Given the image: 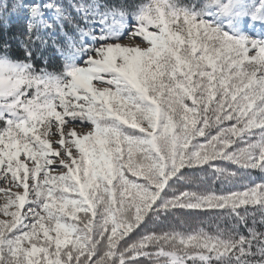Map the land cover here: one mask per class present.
<instances>
[{
  "label": "snow or ice",
  "instance_id": "1",
  "mask_svg": "<svg viewBox=\"0 0 264 264\" xmlns=\"http://www.w3.org/2000/svg\"><path fill=\"white\" fill-rule=\"evenodd\" d=\"M71 8L83 26L56 0L0 4L24 21L20 57L0 37V264H264V180L169 195L182 169L237 175L216 161L264 177V0ZM177 209L231 224L132 240Z\"/></svg>",
  "mask_w": 264,
  "mask_h": 264
},
{
  "label": "trees",
  "instance_id": "2",
  "mask_svg": "<svg viewBox=\"0 0 264 264\" xmlns=\"http://www.w3.org/2000/svg\"><path fill=\"white\" fill-rule=\"evenodd\" d=\"M13 2L14 0H0V4L6 3L9 6ZM56 2L63 5L79 22L71 5L74 3L89 2V0H56ZM106 2L116 5H133L138 3L139 0H106ZM183 2L189 3L192 2V0H183ZM23 26V19L15 15H3L2 10H0V37L7 36L11 38L10 42L13 45L12 51L17 57H20L22 49H20L15 37L20 36L23 31ZM65 29L70 31L68 25H65ZM57 30L59 31V29ZM36 63L38 68L45 66L42 62ZM62 66L60 58L54 57L47 65V70L50 72H59L62 70ZM213 163L220 167H224L227 172H236L237 175L234 177L220 175L215 172L213 168H208L207 166H204L203 168L182 169V171L186 172V175L177 181L174 189L169 191V195H171L172 191H188L196 193L211 192L217 195H222L242 190L245 185H249L253 182L259 183L264 180V177H262L261 173L258 171L245 173L235 165H231L227 162L216 161ZM175 213V215H168L167 217L161 216L159 219L153 218L148 222L147 227L139 229L136 234L132 235V240H137L140 236L145 235L148 232L161 233L171 230L188 233L194 230L204 229L210 233H215L218 230L225 228L226 225L231 224L229 219L218 213L191 212L189 210L181 209L175 210ZM255 220V227L257 230L264 231V224L261 223V217L259 214H256ZM251 224L252 218L249 217V225ZM241 231H243L245 235L247 234L246 228L241 227ZM140 260L142 261V264H152L147 258L141 257Z\"/></svg>",
  "mask_w": 264,
  "mask_h": 264
},
{
  "label": "rangeland",
  "instance_id": "3",
  "mask_svg": "<svg viewBox=\"0 0 264 264\" xmlns=\"http://www.w3.org/2000/svg\"><path fill=\"white\" fill-rule=\"evenodd\" d=\"M77 18L79 19V17H77ZM79 23L83 26V21L82 20L79 19ZM70 31H71V29H70ZM2 203H3V200H2V198H0V204H2Z\"/></svg>",
  "mask_w": 264,
  "mask_h": 264
}]
</instances>
